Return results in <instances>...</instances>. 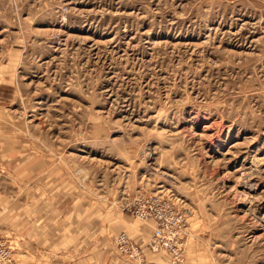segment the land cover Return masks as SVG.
Wrapping results in <instances>:
<instances>
[{
  "label": "rangeland",
  "instance_id": "374dc122",
  "mask_svg": "<svg viewBox=\"0 0 264 264\" xmlns=\"http://www.w3.org/2000/svg\"><path fill=\"white\" fill-rule=\"evenodd\" d=\"M4 146L2 215L39 184L73 249L93 207L97 264H138L122 230L146 264H171L149 249L154 221L124 209L156 194L169 204L153 212L180 218L184 264H264V0H0ZM114 213L138 225L117 228ZM18 230L0 229L13 264L94 263Z\"/></svg>",
  "mask_w": 264,
  "mask_h": 264
},
{
  "label": "crops",
  "instance_id": "0c3cea01",
  "mask_svg": "<svg viewBox=\"0 0 264 264\" xmlns=\"http://www.w3.org/2000/svg\"><path fill=\"white\" fill-rule=\"evenodd\" d=\"M5 148L6 146L0 149L1 152L3 151L2 152L3 154L5 153V151L2 149ZM33 171L34 170H32L31 173L26 172V174H28L29 180L40 177L39 172L32 174ZM41 190H44L41 185L30 183V187L28 188L30 194L27 193V189H26L25 190L26 193H24V198H23V200L25 201L24 204H22L20 207H17L14 213H12L13 212L12 209L11 210L12 217L9 219L5 218L6 215H2L4 209L2 208V193H0V229L5 231L18 232L19 231L18 229L20 228L21 233L19 237L21 238V240L24 238L26 246L30 244V246L34 247L36 239L42 237L44 239V243L46 244V246H49L52 249L57 246V248H63V250H66L68 247H62V245L64 244L72 245V243H70V241L68 240L70 237V232L67 234L65 230L60 231L59 229L57 230L55 229L56 228L55 226L58 224H56V220L54 219V211H55L54 206H52V208L50 207L51 204L49 203L48 199L44 200L42 203L40 202L41 199H44L43 197H47L50 194L46 193V195L40 196L38 192ZM4 202L7 203L8 205L7 201ZM92 209L94 208L91 207L90 209L85 210V212L83 213L78 212L79 217L77 218L80 219V221L76 223L77 228L80 230L85 229V231L88 228H91V230L86 232V236L82 241H79L78 245L77 242H75V246L77 245L75 248L73 247H72L73 249L68 248V253H70L73 256L79 257V261L81 260L88 261V259L90 260L91 258H94L93 264H97L96 263L97 258L99 259L102 258V254H103V248L101 242L103 235V229H102L103 224H100L102 219L95 224L88 222V219L91 218L93 215L90 214ZM94 211L96 213V216L101 215L98 214L97 210ZM132 216L130 215L122 216L120 214L114 213L107 215L105 219L106 221L113 223L117 228L119 226L120 228L126 230L138 225L137 220ZM57 218L59 219V217ZM64 218L65 215H63L61 218L65 222ZM63 225L68 227L71 226V223H63ZM11 226L14 227L16 226L18 229L10 228ZM64 255L70 256L65 253ZM60 264H71V262L60 263ZM149 264H157V262L154 258H152V262H149Z\"/></svg>",
  "mask_w": 264,
  "mask_h": 264
},
{
  "label": "built area",
  "instance_id": "2783aa9c",
  "mask_svg": "<svg viewBox=\"0 0 264 264\" xmlns=\"http://www.w3.org/2000/svg\"><path fill=\"white\" fill-rule=\"evenodd\" d=\"M142 205L136 209H133L135 206L127 203L124 206L125 210H129L135 216L141 219L153 220L155 223V230L151 235L149 244V249L152 251H158L160 249H165L172 256L171 264H184L185 255H183L181 243L179 240L180 234H177L176 225L181 224L179 221V216L174 212L169 218L171 223H174V226H169L168 219L160 213L153 212L151 207V202L167 206L169 203L163 199L162 195L156 196H142ZM163 218V219H162ZM165 218L166 222L165 223ZM116 245L120 249L123 255L126 257H136L138 264H146V258L140 250V245L137 242H134L131 236L127 232H121L118 234ZM14 262V248L12 243L5 236L0 235V264H13Z\"/></svg>",
  "mask_w": 264,
  "mask_h": 264
}]
</instances>
